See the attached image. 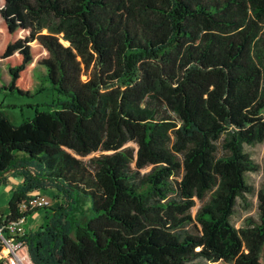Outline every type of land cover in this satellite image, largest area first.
<instances>
[{
  "label": "trees",
  "instance_id": "trees-1",
  "mask_svg": "<svg viewBox=\"0 0 264 264\" xmlns=\"http://www.w3.org/2000/svg\"><path fill=\"white\" fill-rule=\"evenodd\" d=\"M33 60L53 100L0 104V228L42 209L32 264H264V0H0V90L29 95Z\"/></svg>",
  "mask_w": 264,
  "mask_h": 264
},
{
  "label": "rangeland",
  "instance_id": "rangeland-1",
  "mask_svg": "<svg viewBox=\"0 0 264 264\" xmlns=\"http://www.w3.org/2000/svg\"><path fill=\"white\" fill-rule=\"evenodd\" d=\"M27 71L31 79V93L29 95H19L17 93H10L5 90H0V104L3 105L2 109L4 113L15 124H19L22 120L30 118L34 115L35 110H44L47 108L46 104L50 103L54 94L48 82H41V75H43V68L37 64L36 60H33L28 66ZM10 79L6 67L0 68V85L6 84ZM245 150L251 154V157L260 165L264 163V142L254 145H245ZM7 185L0 184V214H2L5 204L10 198V192L20 182L18 176L9 175L7 179ZM248 181L258 188L264 182V173L259 170L256 172L248 173ZM43 194L48 199L50 205L54 201L53 195H55L54 189H48L43 191ZM247 201L251 203V206L246 208L244 201L239 200L236 211L233 215V222L238 227L244 221L246 217H257L256 198L253 195H247ZM89 203L87 204V206ZM86 205L81 208L78 213V219L81 222H85L90 215V211ZM195 208L193 209V212ZM42 209L34 211L33 214L28 217L29 225L32 230L36 229L42 220Z\"/></svg>",
  "mask_w": 264,
  "mask_h": 264
},
{
  "label": "built area",
  "instance_id": "built-area-1",
  "mask_svg": "<svg viewBox=\"0 0 264 264\" xmlns=\"http://www.w3.org/2000/svg\"><path fill=\"white\" fill-rule=\"evenodd\" d=\"M48 204L47 197L40 192L32 194L26 203L20 205V213L42 208ZM26 217L20 216L15 221L5 227V231L0 228V241L6 250V254L1 264H32L26 246L21 239L26 232Z\"/></svg>",
  "mask_w": 264,
  "mask_h": 264
},
{
  "label": "crops",
  "instance_id": "crops-1",
  "mask_svg": "<svg viewBox=\"0 0 264 264\" xmlns=\"http://www.w3.org/2000/svg\"><path fill=\"white\" fill-rule=\"evenodd\" d=\"M28 222V227L31 229V227H30V225H29V221H27Z\"/></svg>",
  "mask_w": 264,
  "mask_h": 264
}]
</instances>
